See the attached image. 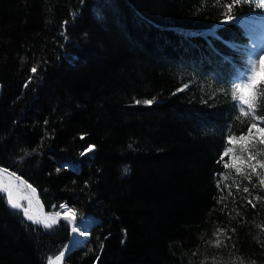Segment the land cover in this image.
Segmentation results:
<instances>
[{"label": "trees", "instance_id": "1", "mask_svg": "<svg viewBox=\"0 0 264 264\" xmlns=\"http://www.w3.org/2000/svg\"><path fill=\"white\" fill-rule=\"evenodd\" d=\"M262 25L263 0H0V167L96 220L62 264H264ZM68 241L0 191V264Z\"/></svg>", "mask_w": 264, "mask_h": 264}, {"label": "rangeland", "instance_id": "2", "mask_svg": "<svg viewBox=\"0 0 264 264\" xmlns=\"http://www.w3.org/2000/svg\"><path fill=\"white\" fill-rule=\"evenodd\" d=\"M264 5V0H263ZM258 37L254 42L250 44L251 48V68L244 80L239 84L238 89L240 92V104H246L250 100L251 89L257 77H264V70L259 62L253 64V62L261 59L262 53H264V25H262L260 31L257 33ZM257 57V60L254 58ZM262 138L260 132L252 133V137ZM240 149L245 148L244 142L239 145ZM0 191L4 194L9 205L17 210H20L24 217L29 221L39 223L38 211L34 204L28 199L26 192L20 186L18 182H12L4 177L0 176Z\"/></svg>", "mask_w": 264, "mask_h": 264}, {"label": "bare ground", "instance_id": "3", "mask_svg": "<svg viewBox=\"0 0 264 264\" xmlns=\"http://www.w3.org/2000/svg\"><path fill=\"white\" fill-rule=\"evenodd\" d=\"M236 161V165H242V160L240 157H236L235 159ZM0 176L4 177L5 179L9 180V181H12V182H16V180L14 179H11L9 176H4L3 174H0ZM36 194V193H35ZM37 196V195H36ZM35 206V205H34ZM13 208V207H12ZM15 209V208H14ZM17 210V209H16ZM20 211V210H19ZM38 211V210H37ZM50 215V217H54V216H59V218L61 219L58 224L56 226H58L61 222H66L68 223V225H70V220H72V224H73V230H72V239H73V242L75 244H81L83 243L86 238L89 239L90 237V230L91 228L95 225L96 223V220L93 218V217H85V218H81V219H77V217L75 216L74 212L66 205H62L60 210L57 212V213H54V214H48ZM28 220V219H27ZM38 225H40L41 227L43 228H46V229H50V228H47L45 226H47L46 224V221L43 219V217H40L39 214H38ZM33 222V221H32ZM54 226V227H56ZM53 228V227H51ZM69 240H70V229H69ZM88 241V240H87ZM86 241V242H87ZM69 243V241H68ZM67 243V245H68ZM66 245V247H67ZM81 246V245H80ZM83 246V245H82ZM81 246V247H82ZM65 247V248H66ZM65 248L60 252L62 253ZM80 248V247H79ZM76 250V249H75ZM60 253H58L56 256H58ZM71 253V252H70ZM69 253V254H70ZM68 254V255H69ZM67 255V256H68ZM54 256V257H56ZM66 256V257H67ZM53 257V258H54ZM65 257V258H66ZM51 258L49 261H48V264H51L50 261L53 259ZM56 264H59V262H57Z\"/></svg>", "mask_w": 264, "mask_h": 264}, {"label": "water", "instance_id": "4", "mask_svg": "<svg viewBox=\"0 0 264 264\" xmlns=\"http://www.w3.org/2000/svg\"><path fill=\"white\" fill-rule=\"evenodd\" d=\"M0 174H3L4 176H9L11 179L16 180V182H18L20 184V186L23 188V190L26 192L28 199L35 205L36 209L38 210V214L40 217H43V219L46 221L47 228H51L54 227L58 224V222L61 220L59 218V216H54V217H50V215H48L44 208L42 207L38 197L36 196L34 190L30 187V185H28V183L22 179L21 177L13 174L12 172H10L9 170H6L4 168L0 167ZM72 220H70V225H69V229H70V240L69 243L67 245V247L65 248V250L60 253L58 256L54 257L50 263L51 264H56L57 262H59V264H62L63 260L65 259V257L72 252L75 249H78L79 247H81L82 245H84L86 243V241L88 240L86 238V240L81 243V244H75L73 242L72 239V230H73V224H72ZM81 245V246H80Z\"/></svg>", "mask_w": 264, "mask_h": 264}]
</instances>
